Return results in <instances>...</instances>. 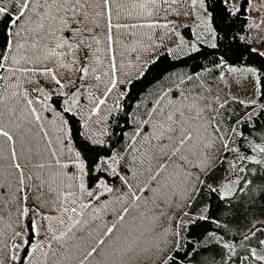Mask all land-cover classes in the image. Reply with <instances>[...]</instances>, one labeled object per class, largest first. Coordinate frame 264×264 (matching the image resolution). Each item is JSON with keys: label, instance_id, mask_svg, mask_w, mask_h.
I'll return each instance as SVG.
<instances>
[{"label": "snow or ice", "instance_id": "1", "mask_svg": "<svg viewBox=\"0 0 264 264\" xmlns=\"http://www.w3.org/2000/svg\"><path fill=\"white\" fill-rule=\"evenodd\" d=\"M151 2L155 4L156 0ZM164 3L169 4V7L177 3L188 6V10L183 15L193 19L194 26L189 28L190 41H185L175 26L169 29L172 21L164 24H134L132 27L169 29L180 37L178 49L184 50L185 55L201 53L204 48L211 49L208 55L216 56L215 68L229 73H241L249 78L254 77L252 80L254 94L264 100V72L261 71L264 69V64L261 65V69L248 64V59L252 55L264 60V51L253 47V41L243 32L233 31L229 23L231 18H238V15L251 11L252 0H243L239 5L235 0H164ZM103 4L109 9L107 28L111 33L113 28L110 14L111 0H103ZM82 7L84 5L81 4V0H0V29H2L0 35L3 37V42L0 43V72L7 74L0 75V82L8 80L9 76L15 78L17 72L29 77L37 74L47 76L58 86V95L63 97L60 106L53 107L49 101L52 100L54 93L36 82L38 86L32 89L37 93L34 98H30L27 89L21 93L28 108V115L23 116L19 114L17 107L7 103L5 96L0 95V104L3 105V109L0 110V138H3L0 142V161L4 160V152H8L10 162L8 167L12 170L8 176L0 174V180L3 181L0 183V189H4L7 193V190L12 188L10 176H16L14 199L18 204V220L24 218L27 221L25 231L14 232L13 238L19 237L20 243L12 245L6 254L7 258L10 264H35L36 252L40 251L46 258L44 264H48L49 252L45 249H49L52 250L51 255L57 257L62 264H133V261L138 264L140 259H146L151 264H185V261L190 260L196 252L195 245H191V251L188 250L190 237L185 235L188 226L195 224L197 220H209L210 217L204 213L199 216L189 214L184 208L190 205L181 200L182 206H176L180 207L183 216L188 219L185 221L182 216L172 217L175 226L165 228L162 232L158 230V225L160 218L167 215L164 209L171 208L176 200L181 199L176 195L178 186L183 185L184 192L188 191L189 186L192 187V192L187 197L191 200L198 185L203 183L199 170L207 167L209 158L205 153L212 146L201 134V129L207 132L203 122H200L203 109H197L195 116H188L186 112H191L193 109L184 105L183 100L171 99L165 106L158 99L157 106L146 112L144 118L138 121L135 117L132 118L135 127L130 134L123 132L120 137L121 139L127 137V148H121L119 151L115 150L118 141H105L102 138L107 135L105 131L91 132L87 128V121H85V130H77L74 134L72 120L77 115L80 98L77 82L70 80L66 85L57 78L52 68L37 65L52 58L59 60L68 55L74 57L73 50L84 45L83 40L76 42L73 38L74 33L82 34L76 25L87 18V13L82 14L80 11ZM140 7L143 8L145 5L142 4ZM217 8H219L218 12ZM256 10H264V0ZM175 14L180 15L179 12ZM147 15L152 16V12H147ZM70 21L71 31L65 33L64 30L70 27ZM221 21H223L222 25ZM261 24H264V20L261 23H249L247 27L259 29ZM115 27L119 29L122 26L116 24ZM181 27L185 26L181 25ZM108 39L111 41V35ZM260 43L264 47V40ZM234 45L237 47L234 48ZM29 47L35 56L28 53ZM241 47L243 50L239 51ZM65 48L69 51H61ZM168 52L173 59H179L176 49H168ZM229 54L237 55V61L242 66L230 64ZM21 62L25 66H21ZM73 63H76L75 59ZM60 66L70 68L72 65L62 63ZM115 67L113 59V72ZM76 70L82 74L81 79L89 72L88 67L83 65ZM95 79L99 81L101 77L97 75ZM188 79L193 80L194 77L190 76ZM29 83L32 81L29 80ZM116 85L117 80L113 78L111 86L106 88L105 95L111 93ZM17 86L9 83L3 91L7 92L8 87ZM66 87H71L73 90L66 92L64 91ZM169 94L179 97L182 92L173 91L170 86L169 92L165 95ZM16 95L17 93L13 92L7 99ZM89 98H92L91 94ZM104 103L103 99H99L96 106L91 109V115L99 112L100 106ZM240 103L245 104V101ZM223 106L220 104L221 108ZM247 106L252 108V112L247 114L246 121L244 116L239 117L235 122L237 125L252 122L254 114L264 115V103L258 105L257 101L252 99L247 102ZM257 108H259L258 112ZM42 111L56 113L57 118L51 121V124L57 132L56 141L60 145L59 151L53 146V140L48 139L49 132L44 130L45 125L41 123ZM21 119L27 122V127L18 123ZM33 121L35 126L39 127L42 138L46 140L49 157L54 161L48 164L36 163L33 168L51 169L50 178L66 176L70 181L67 190L58 193L51 201L56 204V211L60 213L57 217L44 215L40 211L41 207H49V200L39 192L47 181L38 175H26L28 166L21 164L15 148L16 136L23 137L25 132H31ZM212 121H215V117L211 118L209 126L218 134L221 131L219 124ZM194 122L198 123L195 128ZM76 123L79 124V121ZM141 125L144 127L141 128ZM229 131L237 132V129L233 127ZM237 134L243 136V132ZM112 135L116 136L117 133L113 132ZM76 137H79L81 142L73 147ZM218 139L224 148L237 151L229 148L225 137L218 136ZM251 150L264 153V143L253 144ZM239 158L252 160L256 164L262 163L261 160H255L251 156ZM193 159L200 162L193 164ZM190 166L194 171H190ZM68 169L74 171L69 174L65 171ZM29 182H32L31 187ZM51 182L54 183L55 180L52 179ZM207 187L210 192L221 191L211 186ZM33 189L38 194L31 198L27 193ZM229 195L231 189L225 185L222 198ZM30 200L32 207L28 206ZM142 202L152 204L154 209H159V212L149 217V214L142 210ZM149 218L151 223H145ZM53 221L62 226L63 230L54 229ZM41 228L44 230L43 236H41ZM149 229L153 236L145 243L142 237L146 238ZM257 230L250 229L251 236H255ZM261 235H264V232H261ZM208 236L212 237L214 234L208 233ZM45 240L48 241L47 244ZM242 240H249V235L245 234ZM68 241H72L70 246ZM54 244L59 246L58 249H54ZM223 247L235 255L233 243H224ZM237 260H242L243 264L250 262L264 264V239L257 238L256 246L247 245L246 254L242 257L237 256ZM0 264H4V261L0 260Z\"/></svg>", "mask_w": 264, "mask_h": 264}, {"label": "trees", "instance_id": "2", "mask_svg": "<svg viewBox=\"0 0 264 264\" xmlns=\"http://www.w3.org/2000/svg\"><path fill=\"white\" fill-rule=\"evenodd\" d=\"M257 1L259 7L262 0ZM240 3H243V0H240ZM81 4L84 7L80 11L82 14L87 13V18L76 25L82 34L74 33L73 38L76 42L83 40L84 45L73 50L74 57L68 55L59 60L52 58L37 65L38 67L52 68L57 78L66 85L69 84L70 80L77 82L80 98L77 115L72 120L73 133L75 134L77 130L84 131L85 121H87V128L91 132L105 131L107 135L102 137L105 141H118L116 151L127 148L128 139L127 137L121 139V134L123 132L130 134L135 127L132 118L135 117L137 121L144 118L146 112H150L157 106L156 101L158 99L165 106L171 99L183 100L184 105L193 109L191 112H186L188 116H195L197 109H203L201 112L202 120L210 121L212 117H215V121L212 122H218L221 136L226 138L229 148L237 149V151L233 152L224 148L221 141L217 142L214 151L209 152L206 150L205 154L209 158L207 167L199 170V176L203 183L198 185L195 196L191 200L187 199L189 193L192 192L191 186L188 187L187 192H184L183 185L176 188V195L181 199L176 200L171 208L164 209L167 215L160 218L158 230L162 232L165 228L174 227L172 217L182 216L185 221L188 219V217L183 216L180 207L176 206L181 205V200H183L184 203L190 205V207L184 208V211L195 216L204 213L210 217L209 220H197L195 224L188 226L185 233L186 236L190 237L188 250L191 251V245H195L196 252L190 260L185 261V264H243L242 260H237V256L242 257L246 254L247 245L256 246L257 238L264 239V235H261V232H264V153L251 150L253 144L264 143V115L256 116L254 114L253 121L250 123L244 122L239 125L235 123L241 116H244L246 121L247 114L252 112V108L247 104H241L240 101L226 93L222 81L224 70L215 68L216 56L208 55L212 51L211 49L204 48L201 53L185 55L184 50L178 49L179 43L174 47H170L166 43L147 45V43L137 44L135 41L129 40L130 33L132 35V32L136 29L132 25H140L142 22H146L149 18L147 12L153 11L151 0H111L110 14L113 25L111 33L107 28L109 9L104 6L103 0H81ZM142 4L145 7H140ZM154 8L156 9V7ZM216 11L218 12L219 8ZM261 11L263 14L264 10ZM251 12L252 10L238 15V18L233 17L229 23L233 31L243 32L253 41V47L264 51L260 41L258 42L253 35V28L249 29L247 27L249 23H252L250 19ZM97 13H100V15H96ZM220 23L222 25L223 21ZM71 24L70 21V27L64 30L65 33L71 31ZM116 24L122 27L116 29ZM125 25L127 27H123ZM183 34L185 41L191 39L189 27L183 29ZM109 35L112 37L111 41L108 39ZM2 42L3 37L0 35V43ZM233 47L236 48L237 46L234 45ZM168 49H176L179 59H173ZM242 50L241 47L239 51ZM61 51L68 52L69 50L65 48ZM28 53L35 56L30 47ZM237 55L229 54L230 64L242 65L237 61ZM73 59L76 63H73ZM113 59L116 66L115 72L112 69ZM62 63H68L72 66L64 68L60 66ZM248 64L261 69L264 60L252 55L248 59ZM81 65L89 69L87 76L82 79V74L76 70ZM21 66H25L23 62H21ZM261 71L264 72V69H261ZM0 75L7 74L0 72ZM97 75L101 77L99 81L95 79ZM190 76L194 79L189 80L188 77ZM113 78L117 80V85L111 93L105 95L106 88L111 86ZM29 80L32 83H29ZM128 81H131V83H128ZM36 82L46 90L56 92L49 103L53 107H59L60 100L63 97L58 95V86L50 77L38 74L29 77L22 76L17 72L15 78L9 76L8 80L0 82V95L5 96L7 103L17 107L19 114L27 116L28 108L21 93L27 89L30 98H34L37 93L33 92L32 89L38 86ZM9 83L18 86L15 88L8 87L7 92H4L3 89ZM170 86L173 91L180 90L182 94L179 97H173L171 94L166 96L165 94L169 92ZM72 90L71 87L64 89L66 92ZM13 92L17 95L7 99ZM89 94H91V99ZM99 99H103L105 103L100 106L99 112L91 115V109L96 106ZM260 100L264 101L261 98ZM220 104L224 106L221 108ZM35 106L40 107L39 105ZM2 109L3 105L0 104V110ZM258 111L259 108H257ZM41 114L43 117L41 123L45 125L44 130L49 132L48 139L53 140V146L59 151L60 145L56 141L57 132L51 124V121L57 118L56 113L42 111ZM77 121H79V124L76 123ZM18 123L27 127V122L23 119L19 120ZM197 126L198 123L194 122L193 127ZM143 127L144 125H141V128ZM233 127L237 129V132L229 131ZM113 132L117 135L113 136ZM238 132H243V136L238 135ZM2 140L3 138H0V142ZM80 142L79 137H76L73 147ZM137 146L139 147V145ZM15 148L21 164H27L28 166L26 175H38L44 181H47L45 186L39 189V192L43 193V197L49 200V207H41L40 211L44 215L59 216L60 213L56 211V204L51 201L55 199L58 193L67 190L70 181L66 176L50 178L51 169L33 168L36 163L48 164L54 162L49 157L46 140L42 138L40 129L35 126L34 121L31 132H25L23 137L16 136ZM3 155L4 160L0 161V174L8 176L9 172L12 171L8 167L10 163L8 152H4ZM241 156H251L255 160H261L262 163L256 164L252 160H241L239 158ZM61 159L63 162V157ZM199 162V160L193 159V164ZM29 169H31V172H29ZM57 171L59 170L57 169ZM65 171L70 174L74 170L68 169ZM190 171H194L191 166ZM52 179L55 180L54 183L51 182ZM10 180L12 181V188L7 190V193L4 189H0V260H3L4 264H10L6 254L14 243L18 244V237L13 238L14 232L25 231V225L27 224L24 218L18 220V204L14 199L16 195V176H10ZM223 180L232 181L235 187L231 195L222 198L220 191L210 192L207 186L220 189V183ZM2 182L0 180V183ZM31 184L32 182H29L30 187ZM36 194L38 193L35 189L27 193L31 198H34ZM148 195L150 196L151 193ZM157 203L159 202L157 201ZM28 206L32 207L31 200ZM142 210L148 213L149 217L159 212V209H154L152 204H143ZM213 221H216V223ZM145 223L150 224L151 219L149 218ZM52 226L58 231L63 230L62 226L55 221L52 222ZM253 228L258 229L255 236H251L249 231ZM208 233H213L214 236L210 237ZM245 234L249 235L247 241L242 240ZM43 235L44 230L42 228L41 236ZM152 236L153 233L149 229L146 238L142 237V239L147 243ZM47 243L48 241L45 240V244ZM224 243H233L236 246L235 255L230 254L229 250L223 247ZM71 244L72 241H68V246ZM58 247L54 244V249H58ZM45 251L49 252L48 264H62L60 260H57V257L51 255L52 250L45 249ZM45 259L40 251L36 252L35 264H44ZM133 264H137V262L133 261ZM138 264H151V262L140 259ZM250 264H254V262H250Z\"/></svg>", "mask_w": 264, "mask_h": 264}, {"label": "rangeland", "instance_id": "3", "mask_svg": "<svg viewBox=\"0 0 264 264\" xmlns=\"http://www.w3.org/2000/svg\"><path fill=\"white\" fill-rule=\"evenodd\" d=\"M235 2L237 3V5H239L240 0H235ZM252 5H253V9L250 14L251 22L261 23V21L264 20V13L262 14L261 10L259 11L256 10L258 8V1L252 0ZM154 7H156V9ZM152 8H153L152 16H150L146 22H142L141 24H147V23L164 24V23H168L169 21H172V24L169 25V29L175 26L179 31L180 36L182 37H184L183 29L185 27L190 28L194 26L193 19L183 15V13L188 10V6L186 4L177 3L169 7V4L164 3V0H156V3L152 5ZM176 12H179L180 15H176L175 14ZM181 25H184L185 27H181ZM169 29L136 27L135 31L132 32V35L130 33L129 40L135 41L137 44L147 43V45H159L161 43H166L170 47H174L179 43L180 37L174 35L172 32L169 31ZM252 32L258 42L261 41L262 39L264 40V24H261L259 29L253 27ZM252 80H254V77L249 78L241 73H229L226 70H224V73L222 74L223 85L226 89L225 91L230 95V97L238 101H245V104H247V102L252 99H255L258 105L262 104L264 103V101L260 100L259 95L254 94V89L252 87ZM51 92L56 93L54 90H51ZM202 122L204 124V128L207 129V132H204L203 129H201V134L207 138L208 143L212 144V146L209 149H207L209 152H212L216 149L217 142H220L218 136H221V133L220 132L218 134L215 133L213 127L209 126V121L202 120ZM225 185H227L228 188L231 189V192L234 190L235 187L232 181L223 180L220 183L221 196L223 194ZM36 219L39 222V218L37 217ZM41 232H42V228H41ZM18 243H20L19 237H18ZM258 251H260L259 248Z\"/></svg>", "mask_w": 264, "mask_h": 264}]
</instances>
